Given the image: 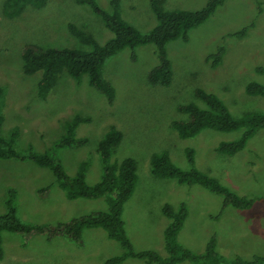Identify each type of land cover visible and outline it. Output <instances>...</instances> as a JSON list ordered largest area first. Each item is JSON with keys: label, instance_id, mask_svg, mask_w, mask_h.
<instances>
[{"label": "rangeland", "instance_id": "374dc122", "mask_svg": "<svg viewBox=\"0 0 264 264\" xmlns=\"http://www.w3.org/2000/svg\"><path fill=\"white\" fill-rule=\"evenodd\" d=\"M163 8L198 11L206 0H163ZM0 0V87L3 91L1 136H10L16 128V150L31 147L43 153L65 134L64 124L75 115L89 121L76 126L78 138L87 143L75 149H59L58 157L68 176H74L82 162L87 163L86 182L96 184L102 166L95 152L98 141L114 127L122 139L112 162L131 158L137 164V185L125 203L122 220L135 251H155L166 257L164 229L169 220L162 214L164 205L187 208V218L178 234V242L195 255L205 253L210 238L216 252L226 260L250 261L264 257V129L248 140L245 148L227 156L214 151L222 142L238 140L242 130L225 133L203 130L190 139H181L170 127L185 118L177 111L183 104L202 103L195 97L199 88L216 95L230 114L240 118L251 112H264V97L245 94L249 82L264 83L256 67L264 68V0H224L199 27L189 31L188 40H175L166 46L172 66L168 87L152 86L147 75L157 66L155 46L125 48L103 67L104 78L113 86L115 99L106 98L88 84L84 75L76 82L66 73L58 76L54 89L45 100L36 96L38 76L22 73L23 45L40 47L89 48L67 29L73 24L100 44L112 34L89 7L74 0H46L43 7L27 6L16 18L4 16ZM109 10L110 0H96ZM122 18L140 33L157 23L149 0H119ZM243 32L242 35L237 36ZM224 49L222 62L212 68L208 57ZM194 153V168L217 179L238 196L255 198L251 209H223L222 199L198 185H179L172 179H158L150 173L152 154L165 152L182 170H189L184 151ZM48 187L42 195L41 189ZM9 189L15 191L17 215L27 224L45 225L66 222L92 211H106L103 198L67 200L52 173L32 162L0 160V214ZM3 258L0 264H102L119 255L118 243L101 229L83 232V247L63 238L51 241L35 236L30 240L18 234H1ZM123 264H145L128 259ZM179 264H189L183 262Z\"/></svg>", "mask_w": 264, "mask_h": 264}, {"label": "trees", "instance_id": "16d2710c", "mask_svg": "<svg viewBox=\"0 0 264 264\" xmlns=\"http://www.w3.org/2000/svg\"><path fill=\"white\" fill-rule=\"evenodd\" d=\"M78 5L89 7L91 12L100 19L102 25L112 38L100 45L92 35L83 32L73 24H68V32L86 45L88 50L71 48L40 47L31 44L21 48L22 73L25 77L38 76L36 96L45 100L54 89L57 78L62 73L68 74L76 82L84 75L88 76V84L102 94L109 104L115 99L113 86L104 78L103 67L119 51L135 49L143 45H154L158 64L148 73V83L152 86L168 87L172 82V66L167 56L166 46L175 40H188L189 31L202 25L220 7L224 0H206L205 5L198 11L170 10L163 8V0H149L150 7L156 18V25L147 33H140L127 23L121 16L119 0H110L109 10H103L96 0H74ZM46 0H5L2 6L4 16L16 18L27 7L35 9L45 5ZM243 32L236 34L242 35ZM224 49L208 57L212 68L221 64ZM257 74L264 77V68L256 67ZM3 91L0 87V126L3 121ZM245 94L250 97H264V83L249 82L245 86ZM195 97L202 106L189 103L179 105L177 111L185 115L184 119L171 122L170 127L181 139H190L199 135L203 130L212 129L230 133L242 130L238 140L220 143L214 151L232 156L242 151L248 140L254 134L264 129V112H251L240 118L233 117L223 101L216 95L202 89H195ZM89 120L78 115L64 124L65 134L43 153L26 147L25 151L16 150L15 128L10 136L0 135V160L16 162H32V164L48 169L67 200L77 199L97 200L103 198L107 205L106 211H92L86 215L71 218L66 222L45 225H32L21 221L15 206V191L9 189L4 200V213L0 214V260L4 252L1 234L15 233L30 240L41 236L46 240L63 238L78 247H83V232L88 229H101L108 239L118 243L122 252L105 260L102 264H123L128 259H137L145 264H264V257L255 256L250 261L240 258L226 260L216 252V242L212 237L207 243L205 253L195 255L178 242V234L184 226L188 212L184 204L178 209L164 205L162 214L169 222L164 229V248L166 257H161L155 251H135L130 243L122 220L125 203L132 197L137 185V164L131 158L123 159L120 163L112 162L114 151L119 146L122 134L111 127L98 141L95 152L98 154L102 172L99 181L94 185L86 182L87 163L82 162L74 176H68L61 165L58 150L62 148L75 149L87 143L86 138L76 137L74 130L80 123ZM193 150L184 151V156L190 164L189 170L178 168L165 152L152 154L150 158V173L158 179H172L179 185H198L222 199L223 209L231 207L236 210L251 209L255 198L238 196L217 179L198 171L194 166ZM49 188L45 187L39 193L45 196Z\"/></svg>", "mask_w": 264, "mask_h": 264}]
</instances>
